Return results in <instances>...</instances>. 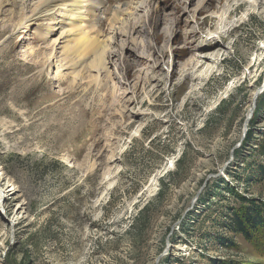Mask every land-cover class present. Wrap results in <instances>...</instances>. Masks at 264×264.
Instances as JSON below:
<instances>
[{
  "label": "rangeland",
  "instance_id": "rangeland-1",
  "mask_svg": "<svg viewBox=\"0 0 264 264\" xmlns=\"http://www.w3.org/2000/svg\"><path fill=\"white\" fill-rule=\"evenodd\" d=\"M129 1L147 8L138 31L111 34L101 88L42 69L51 43L0 17V167L16 189L0 201V264H264V224H245L249 237L234 225L253 207L264 218V91L247 115L264 83V4Z\"/></svg>",
  "mask_w": 264,
  "mask_h": 264
},
{
  "label": "bare ground",
  "instance_id": "bare-ground-1",
  "mask_svg": "<svg viewBox=\"0 0 264 264\" xmlns=\"http://www.w3.org/2000/svg\"><path fill=\"white\" fill-rule=\"evenodd\" d=\"M227 2L229 1L227 0ZM247 3H249V0L239 2L236 5V10H239ZM251 3L252 6L256 7L264 4V0H253ZM140 8L145 9L147 6H143L140 2H131L129 0H0V17L3 16L8 23L13 24L11 34L21 35L27 32L30 26L34 24L36 25L34 34L40 37L44 43L47 41L51 43V51L49 50L50 52L48 53L43 52L41 54L42 58L37 59L42 69L45 68L48 71H52L55 76L62 79L72 76L71 83L79 81L88 86L94 85L101 88L111 75V70L108 66L111 42L114 37L111 34L126 36L134 28V32L138 31V26L132 25V20L134 12ZM103 14L106 15L105 21L102 20ZM104 22L109 26V31L106 34H104L105 29L102 27ZM56 29L57 34L55 32ZM210 37L207 40L208 45H211L213 40H216V37ZM132 39L134 40L135 38ZM6 41V38H3L0 41V45H3ZM143 43L141 42L142 47L145 49L147 45ZM141 44L137 41V48L140 49ZM40 46L39 44L35 46L28 41L24 45V54L32 57L38 52ZM139 56L142 57L144 55L141 53ZM134 58L133 63L141 61L137 56H134ZM132 66V62H127L126 71H130ZM213 70V67L209 65L204 74H200L199 77L206 78ZM243 76L244 74L240 77V80ZM234 82H230L223 88L215 105H218L220 101L228 97L234 87ZM257 90L258 87L252 90L251 103L248 107L247 115L252 112V104L255 99L257 101L260 95ZM2 143L5 146L10 145L8 138H4ZM177 156L178 154L172 156L170 161L154 174L152 182L157 184L158 179L168 172L171 164L175 165ZM15 191V187H12V184L4 180L0 167L1 203L6 201L5 204H7L8 200L14 196ZM21 208L22 205L18 204L16 212L21 213ZM12 216V219H14L16 213ZM10 222L15 223L11 220ZM0 224H6L4 218L0 219ZM6 236L8 237L9 234ZM1 246H5V240L1 239ZM182 249V247L176 245L173 251Z\"/></svg>",
  "mask_w": 264,
  "mask_h": 264
},
{
  "label": "trees",
  "instance_id": "trees-1",
  "mask_svg": "<svg viewBox=\"0 0 264 264\" xmlns=\"http://www.w3.org/2000/svg\"><path fill=\"white\" fill-rule=\"evenodd\" d=\"M262 171L264 172V167H262ZM254 210L252 211V208H249L245 213H244V217L242 219L237 218L235 219V229L243 234H245L246 236L249 237V233L247 231L246 226H251V227H256L260 224H264V218L261 215V211H259L258 207H253ZM142 211H145L142 210Z\"/></svg>",
  "mask_w": 264,
  "mask_h": 264
},
{
  "label": "water",
  "instance_id": "water-1",
  "mask_svg": "<svg viewBox=\"0 0 264 264\" xmlns=\"http://www.w3.org/2000/svg\"><path fill=\"white\" fill-rule=\"evenodd\" d=\"M263 91H264V83L258 88L257 93L260 94V93H262ZM256 97H257V96H256ZM255 104H256V99L254 100L252 106L254 107ZM253 107H252V109H253ZM248 120H249V117H248ZM248 120H247V121H248Z\"/></svg>",
  "mask_w": 264,
  "mask_h": 264
}]
</instances>
